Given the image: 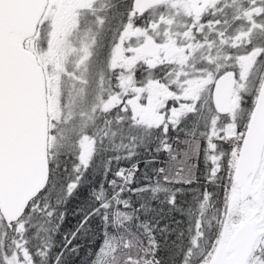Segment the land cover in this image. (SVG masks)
Instances as JSON below:
<instances>
[{"label": "snow or ice", "instance_id": "6c2138e0", "mask_svg": "<svg viewBox=\"0 0 264 264\" xmlns=\"http://www.w3.org/2000/svg\"><path fill=\"white\" fill-rule=\"evenodd\" d=\"M254 2L264 6V0H254ZM131 3L134 4V0H131ZM117 8H119L118 5ZM128 12H131V7ZM258 15L260 20H264V11ZM112 19L116 17L113 16ZM99 22L103 25L107 23V19L100 16ZM125 22L124 19L119 21L121 30ZM142 22L150 24L152 21L141 13L138 18H135V25L139 27ZM216 35L221 42H224L227 32H217ZM41 40V47L46 49L47 35L43 32ZM211 43L212 41H209V46ZM236 49L241 51L238 52ZM244 56H254L251 68H247L241 62V57ZM226 59L229 62L222 66L213 65L216 68L215 77L216 80L223 79L225 76L231 77L233 90L239 97V107L234 115L227 112L218 113L223 120V126L218 133L219 142L215 143L213 151L219 149L222 153L221 159L230 157L234 148L238 149L244 144L250 131L253 115L260 106V102L264 101V24H260L259 30H256L254 34L250 31L243 45H232ZM208 63L211 64V61L209 60ZM159 68L160 66L150 68L147 64H143L133 72L137 87H143L148 79H154L173 93L168 99L162 100L163 107L159 109L165 119L157 126L158 135L154 138L156 146L147 147V151L154 152L156 155L144 161L137 159L140 149L145 147L141 142L142 132L132 118L131 110L125 107L123 101L121 105L109 110L110 115H106L102 123L111 129L112 143L123 146V155H120L119 148L111 149L113 154L106 161L99 184L88 191L86 206L78 208L75 213L79 216V220L74 226L69 225L67 229L64 228L67 212L62 210L61 206L66 208L68 199L73 198L74 194L79 193V190L85 186L84 181L93 166L91 160L81 159L76 145L83 131H88L89 135L93 136L95 133L74 122L59 129L58 138L61 144L54 158L49 161L48 178L44 186L25 206L22 214L28 220V223L24 225L25 231L32 233V239L38 240L39 232L44 230L49 233L52 240L51 246L47 248L39 243L28 247L31 241L27 237L24 238L32 264H165V254L168 252L173 232L159 218L152 219L150 217L152 206L145 200L139 199L145 193L153 191L149 184L137 182V175L141 174V163L159 164L160 167L155 171L164 175L165 166L173 161V158L175 161L182 159L179 147L176 153L171 152L173 145L170 143V132L175 134L174 138L179 143L181 133L187 137L189 126L198 130L203 137L205 158H207L209 151L207 145L211 138L201 127L205 111L203 99L198 98L193 104L190 98L181 95L184 91L182 80L173 82L172 73L161 72ZM123 71L125 70L115 67L109 69V84L115 91L120 90L119 82ZM124 95L127 99L135 93ZM142 102H146V99ZM184 104L192 105V110L186 116L173 120L172 113ZM212 108L215 109L214 101ZM124 114H127L128 119H124ZM111 116H115L116 120L113 121ZM217 123L219 124V120ZM113 124L115 127L112 126ZM229 124L235 125V136L225 139L223 129ZM236 136H239V140H236ZM104 139L106 138L102 137L99 142L103 144ZM161 153L165 156L163 162L158 159ZM122 159L128 163L121 164ZM113 163L117 165L115 170L112 169ZM212 163L209 159L204 165L206 182H209L208 176L213 175ZM220 187H223V184ZM65 195L68 199L64 198ZM166 203L170 208H176L181 215L183 214L178 207L176 196ZM173 222L183 223L182 220ZM200 227L202 228L203 225L201 224ZM208 235L209 242L203 246L202 254L195 257V264H211L209 253L214 251L215 238L212 237L211 232ZM180 236H183V232ZM191 251L193 249L189 241L188 248L181 253L180 264H193L192 256L186 255ZM10 255L11 253L6 249L5 254L0 256V264H8L7 258ZM17 258L20 261L24 260L23 255H18ZM246 264H264V223L260 224V234L247 256Z\"/></svg>", "mask_w": 264, "mask_h": 264}, {"label": "rangeland", "instance_id": "374dc122", "mask_svg": "<svg viewBox=\"0 0 264 264\" xmlns=\"http://www.w3.org/2000/svg\"><path fill=\"white\" fill-rule=\"evenodd\" d=\"M95 1L52 0L41 26V33L47 35V48L41 47L40 33L29 42V45L39 53L40 61L48 71L50 130L54 129L53 135L55 134L56 142L60 144L59 129L77 121H81L82 127H84V124L87 125L95 114L88 106L91 103L101 102H94V98L90 96L93 88V82L92 84L90 82L94 79L92 67L98 47L104 48V52L100 54L103 57V65L96 69V99L102 97L101 85H106L105 81L101 79H105L107 86H109V69L112 67L121 69L122 59H127L122 52V39L124 38L126 41L127 48L125 51L134 47L141 48L140 44L143 42V39L134 33V27L129 24V22H135L132 12L127 15V20H125L120 18L117 5H111L113 0H98V2L100 1L99 4ZM260 11V7L257 5L254 12L258 14ZM148 14L152 21L148 33L161 45V52L158 57L149 60L142 58L138 63L133 59H128V63L132 64L124 63L122 69L128 68L127 70L133 73L138 66L147 64L150 68L160 66L159 71L161 72L170 71L173 82L178 79L183 82L182 96L190 98L193 104L198 98L203 99L205 102L204 116L208 117L209 127L211 129L213 127L217 131L212 129L213 133L218 136L221 128L217 120L219 123L221 120L216 113L217 111L212 108V88L213 81L216 80V68L213 65L222 66L229 62L226 57L231 46L234 44L243 45L250 31L254 34L256 30H259L262 21L257 20L253 14H247L242 9L240 15L243 16V20L237 28H234V21H229L228 27H232L234 30L227 31V35L230 36L225 37V41L221 42L216 35L218 32V23H216L218 21V0H212L208 12L200 17L194 15L191 2L188 0L176 1L167 7L163 6L151 10ZM100 16H104L106 19L115 16L116 19L107 20V23L101 25ZM121 19L126 21L122 30L119 23ZM209 41H212L210 46ZM101 42L103 44L100 46ZM253 59L254 56H244L241 57V62L247 68H251ZM209 60L211 64L208 63ZM120 80L122 79L120 78ZM135 84L134 79L128 80V86H124L122 83L118 94L107 98L104 107L110 108L117 103L121 104L123 101L125 107L131 110L133 118L139 122L148 125L163 123L165 117L159 112V109L163 107L162 100L168 99L173 93H170L163 84L154 79H148L143 87H136ZM132 85L135 87L131 89L130 86ZM127 93H135V95L125 99L124 94ZM145 99L146 102H142ZM233 102L234 113L232 115L237 113L239 107L237 94H235ZM191 110L192 105H181L180 109L172 113L171 118L175 120L177 117L187 115ZM223 130L225 139L235 136V125L229 124ZM51 139L50 137V142ZM236 139H239V136H236ZM80 144L82 147L81 158L87 160L92 151L94 139L85 136L82 132ZM201 146V139H186L184 147L179 153L182 159L175 161L173 158L165 176L184 182L193 180ZM214 147L215 145L210 144L211 149ZM171 152L176 153L174 149H171ZM263 175L264 161L253 185L254 189L257 188ZM236 194L241 195L239 189L234 190L229 200L230 203ZM254 198H261L263 205L256 203ZM254 198L239 201L232 210L229 209L231 219L227 237L240 224L250 221L254 217H261V212L264 209V187L262 194L259 195L256 192ZM6 225L10 227L9 230ZM24 225L20 224L14 229L12 225L7 224L0 212V233L7 230L6 233L1 234L2 244L5 242V236L11 232H13L11 233L13 238L10 243H16V245L11 246L16 251L15 256L8 259V264H31L32 262L19 237V235L23 236L24 233H27ZM225 244L226 241H222L219 247ZM19 252L24 256L23 261L17 258Z\"/></svg>", "mask_w": 264, "mask_h": 264}, {"label": "water", "instance_id": "95a60500", "mask_svg": "<svg viewBox=\"0 0 264 264\" xmlns=\"http://www.w3.org/2000/svg\"><path fill=\"white\" fill-rule=\"evenodd\" d=\"M168 1L174 0H136L135 8L141 14ZM190 1L197 16L209 4V0ZM199 2L203 5L196 8ZM48 3L49 0H0V212L9 225L23 217L25 206L48 178L47 80L36 53L26 47V42L37 34ZM140 52L154 57L160 52L159 44L148 39ZM234 95L230 76L216 80L212 98L217 113H233ZM263 159L264 101H261L237 159L233 182L241 195H234L230 210L239 201L254 198L256 192L262 194L264 175L256 189L253 185ZM254 201L261 203V198ZM263 222L264 209L260 218L244 222L230 240L218 248L211 264H246Z\"/></svg>", "mask_w": 264, "mask_h": 264}, {"label": "trees", "instance_id": "16d2710c", "mask_svg": "<svg viewBox=\"0 0 264 264\" xmlns=\"http://www.w3.org/2000/svg\"><path fill=\"white\" fill-rule=\"evenodd\" d=\"M260 7L261 11H264V6L255 3L254 0H218V32L234 30L240 24L241 20H243V16L240 15L241 10H245L247 14H253L256 16V19H260L259 13L254 12V8L256 6ZM260 11V12H261ZM245 20V18H244ZM249 20V19H246ZM234 21V28L228 27V22ZM262 24H264V20H261ZM230 35H227L229 37ZM220 40V39H219ZM103 43H100V46ZM36 51V50H35ZM236 51H241V49H236ZM37 52V51H36ZM104 52V48L98 47L96 54L94 56V66L92 67V73L94 74V79L91 80L90 84L93 82V88L90 96L94 98V102L101 101L99 103H91L88 108L95 112L93 118L90 122L84 127L88 130L95 133V135H89L88 131H83V134L87 137H91L94 139V144L92 151L89 155V158L85 161H92V169L89 172L88 177H86L84 184L85 186L79 190V193L74 194V197L68 199L65 195L64 198L68 199V203L66 208L62 207V210L67 212V222L64 225V228L67 229L69 225L75 224L77 220H79V216H76L75 213L78 208H83L86 206L87 193L88 191L97 186L101 180V175L106 166V161L110 155H112V148H119L120 155H123V146L114 145L112 143L113 137L111 134V129L102 123L103 119L106 115H110L109 110L116 108L121 104H115L110 108H105L104 103L107 102V98H110L113 95H117L118 91H115L112 86H107V82L104 80L106 85H101L102 97L100 99H96L95 95L97 93V83L95 81L96 78V69L101 68L103 65V57L100 55ZM229 53V52H228ZM228 55V54H227ZM122 75V74H121ZM122 79V78H121ZM99 80V79H96ZM122 85V80L119 82ZM131 89L134 86H130ZM122 89V88H121ZM216 112V111H215ZM217 113V112H216ZM234 113V112H233ZM232 113V114H233ZM132 116V114H131ZM186 116V115H184ZM181 116L180 118H182ZM133 118V116H132ZM220 118V117H219ZM113 121L116 120L115 116H111ZM124 119H128L127 114H124ZM136 125L140 128L142 132L141 142L145 145L140 149V155L137 159L144 161L147 160L151 156H155L154 152L147 151V147H155L156 144L154 142V138L158 135V125H148L142 122H139L135 118ZM219 127L222 129L223 120L220 119ZM77 124L83 126L81 121H77ZM115 127V124L112 125ZM201 127L204 131L207 132L208 136L211 138L207 145L209 151L207 153V158H205V153L203 151V143L200 149V153L198 159L196 161V172L193 183L184 182L183 180L173 179L165 176L167 172L170 162L165 166L164 175H161L160 172L155 171V169L159 168V164H144L141 163V174L137 175V182L141 184H149L153 189L152 192L145 193L143 196H140L139 199L145 200L148 204L152 206V211L150 213V217L152 219L159 218L163 224L168 225L169 230L173 232V235L170 237V244L168 245V252L165 254L166 260L165 264H180L181 253L184 249L188 248V242L191 241L193 251L186 253V255H190L193 258V264H195V257L199 256L203 252V246L208 244L209 242V232H211L212 237L215 238L214 251L209 253L211 257V261L213 260L219 245L222 241H228L230 237L235 233L237 228L231 229L232 233L229 237H227L229 227V221L231 219V212L229 210L230 197L233 195L235 189H237V185L233 182V176L236 169V163L239 155V151L241 147L238 149L234 148L230 157H225L221 159L222 153L219 149L213 151L210 148V144L215 145L218 143V136L215 135L212 129L217 132L213 127L212 129L208 125V117L204 116V119L201 120ZM54 129L51 130V142H50V160H52L55 156L56 151L59 149L60 143L56 142L55 134L53 135ZM104 137L103 144L99 141ZM170 143L173 145L172 149L176 151L177 147L182 149L184 147V141L186 139H201L200 132L196 129H192L190 126L188 128L187 137L180 134V142L176 141L175 134L169 133ZM225 138V137H224ZM239 140V139H236ZM76 150L79 151L80 157L82 154V147L80 144V139L77 142ZM182 151V150H181ZM82 159V158H81ZM162 162L165 159L164 153H161L158 157ZM211 160L213 163L211 165L213 175L208 176L206 182L205 180V168L204 165L207 164L208 160ZM83 160V159H82ZM128 162L121 160V164L126 165ZM200 165V166H198ZM117 165L115 163L112 164V169L115 170ZM230 177V178H228ZM111 179V177H109ZM168 181L167 183L165 181ZM223 184V187L220 185ZM173 196H176L178 201V207L182 210V215L180 211H177L176 208H170L169 204L166 201L170 200ZM223 205V207H221ZM182 220L183 223L175 224L173 221ZM28 220L25 216L20 220V222L15 223L12 227H18L20 224H27ZM6 224V223H5ZM201 224L203 227L201 228ZM7 229L10 228L8 225ZM47 228V225H45ZM191 228V231H190ZM9 230V229H8ZM7 231V230H6ZM0 233V256L5 254V250L7 249L11 255L10 257L15 256V252L12 249V245H16V243H10L13 236L11 233H8L5 236L4 244H2L1 234ZM183 232V236H180V233ZM17 234V233H15ZM203 236V239H201ZM21 242L24 243V250L27 252V248L25 247V237H27L31 243L28 247H31L32 244H42L44 247H50L52 240L49 237V233L47 231L41 230L39 232V239H32V233L27 232L24 233L23 236H20ZM21 255V253H17ZM44 259V257H42ZM32 264V262H31Z\"/></svg>", "mask_w": 264, "mask_h": 264}, {"label": "flooded vegetation", "instance_id": "af4514ba", "mask_svg": "<svg viewBox=\"0 0 264 264\" xmlns=\"http://www.w3.org/2000/svg\"><path fill=\"white\" fill-rule=\"evenodd\" d=\"M51 1L52 0H49V5H48V9H47V12L49 10V6L51 4ZM135 1L134 0V4L131 3V0H113V3L111 5H118L119 6V16L120 18H124L125 20H127V15H129L130 13L128 12V9L129 7H131V12L133 13V16L134 18H138L140 16L139 12L136 10L135 8ZM178 1V0H176ZM175 0L174 1H168V2H164L163 4L161 5H158V6H154L152 8H149L148 10H146V12H144L143 14L149 18V14L148 12L151 11V10H154V9H157V8H162L163 6L167 7L168 5L170 4H173L176 2ZM190 1V0H188ZM211 1L212 0H209V4L208 6L203 10V13L200 15H204L208 12V9H209V6L211 4ZM95 2H98V0H96ZM191 2V1H190ZM100 3V1L98 2V4ZM191 5H192V2H191ZM203 3L202 2H199L198 4H196V8H198L199 6H202ZM193 7V6H192ZM194 11V10H193ZM47 12L43 18V21L47 15ZM195 15V14H194ZM197 16V15H195ZM200 16H197V17H200ZM112 17H108L107 20H111ZM129 24L131 25V27H134V33L136 34V36H140L142 39H143V42L140 44V47L142 46V44L148 40V39H153L154 37L152 35H150L148 33V28L150 27V24L147 23V22H142L141 26L137 27L135 25V22L132 21V22H129ZM113 25V24H112ZM123 34V33H122ZM121 34V35H122ZM121 46H122V52H123V55L125 58L127 59H122L123 60V64L121 66V69L124 67V63H128V59H133L134 61H136L137 63L143 58L144 60H149L150 58H155V57H158L160 52H161V45L159 46L160 47V52L154 56V57H146L145 55H143L140 50L141 48H138V47H134V48H131L130 50L128 51H125L126 50V41L125 39L123 38L122 39V43H121ZM129 57V58H128ZM128 64H132V63H128ZM128 69V68H127ZM127 69H124L125 71L122 72V75H121V78H122V83L124 84V86H128V80H132L134 79L133 78V73H130V71H128ZM133 86V85H132ZM136 86V84H135ZM134 86V87H135ZM137 87V86H136Z\"/></svg>", "mask_w": 264, "mask_h": 264}]
</instances>
